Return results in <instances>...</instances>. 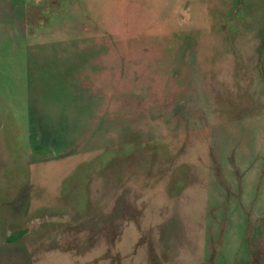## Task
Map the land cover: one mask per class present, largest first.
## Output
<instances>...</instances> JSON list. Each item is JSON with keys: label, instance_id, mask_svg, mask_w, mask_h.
Here are the masks:
<instances>
[{"label": "rangeland", "instance_id": "obj_1", "mask_svg": "<svg viewBox=\"0 0 264 264\" xmlns=\"http://www.w3.org/2000/svg\"><path fill=\"white\" fill-rule=\"evenodd\" d=\"M0 6V264H264V0Z\"/></svg>", "mask_w": 264, "mask_h": 264}, {"label": "crops", "instance_id": "obj_2", "mask_svg": "<svg viewBox=\"0 0 264 264\" xmlns=\"http://www.w3.org/2000/svg\"><path fill=\"white\" fill-rule=\"evenodd\" d=\"M1 7H2V6H0V10H1ZM19 19H20V17H19ZM18 23H19V21H18ZM15 25L17 26V24H14V26H15ZM18 25H19V24H18Z\"/></svg>", "mask_w": 264, "mask_h": 264}]
</instances>
